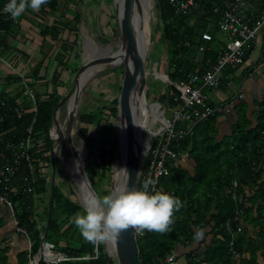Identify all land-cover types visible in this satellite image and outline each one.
Instances as JSON below:
<instances>
[{
  "label": "trees",
  "instance_id": "trees-1",
  "mask_svg": "<svg viewBox=\"0 0 264 264\" xmlns=\"http://www.w3.org/2000/svg\"><path fill=\"white\" fill-rule=\"evenodd\" d=\"M6 2L7 0H0V49L8 46V35L17 31L19 23L16 21L23 17L21 15L14 19L4 11ZM155 4L167 43L170 70L167 74L170 82L184 81L188 73L197 70L196 65L198 67L199 64L196 58L191 56L190 51L197 53L198 46L202 43L208 45V49L203 50L202 62L207 58L216 60L218 53L212 44L214 35L211 41H201L199 35L200 31L208 28L209 23L213 26L210 30L214 32L218 29V16L212 11L210 4L203 10H189L184 14H174L167 0H155ZM58 7V0H48L39 10L27 8L26 11L34 14L37 11L47 13L58 10ZM60 26L59 22L51 26L40 23L41 36L49 35L51 39H57L61 31ZM66 43L65 40L62 42V51L66 49ZM61 50L59 59L65 54V51L62 53ZM250 52L251 50L248 51V55ZM73 70L77 69L73 67ZM32 78L34 79V75ZM56 78L57 76H54L53 81ZM2 86L0 113L6 112V116L0 122V149L7 155L12 153L19 141L29 134L31 128L30 133L34 139L31 156L36 160L34 171L38 175V160L50 161L52 140L48 132L52 127L53 111L61 96L55 89L45 95L46 97L33 90L35 111L31 110L30 100H27L23 106L28 110L17 116L13 107L18 93L8 95ZM168 87L169 91L162 96L168 105L173 106L174 97L179 95V90L172 84ZM116 111L117 109L113 108L111 112ZM233 111L234 120L225 130L220 129L218 120L221 115L215 112L205 120L195 123L191 131L177 143L172 142L174 150L178 151L179 155L167 161L169 172L160 178V185L164 192L179 197L183 205L174 213L175 223L171 226V231L158 233L144 229L143 237L136 239L138 260L141 264H164L165 257L172 254L178 246L187 247L192 242H196L197 246L204 245L202 258L194 260L193 252L190 250L175 255V264L182 258L186 264H259V260L264 263V95L259 99L254 98L252 106L240 99L233 106ZM94 118V112L78 115L79 122L85 124L92 123ZM178 127L185 125L177 124L176 128ZM43 135L45 138L39 142L43 146L39 148L36 140ZM79 135L87 148L96 142L86 126L79 127ZM6 144L12 147L6 149ZM111 150L112 148L107 150L104 147L99 149L101 172L110 168ZM184 152L186 157L192 160L190 168L175 163ZM87 172L93 187L95 173ZM26 175L31 177L26 165L21 166L12 175L11 184L15 187V192L11 199L15 214L19 218V225L25 227L26 234L31 240L30 252L35 254L45 225L38 229L36 221H31L35 206L33 191L27 192L22 188V177ZM34 184V193L46 192L43 177ZM81 209L80 204L68 198L58 185L54 184L46 241L53 243L70 257H79L86 253L92 256L95 247L98 252L95 258L69 259L55 264H106L102 245L86 240L72 222V218ZM248 226L255 229L252 235H248ZM201 227L205 229V238L195 240L194 232ZM62 238L64 245H60ZM44 254L48 258L47 261L57 258L53 252L45 251ZM27 263L25 253L18 254L16 264ZM0 264H4L3 259L0 260Z\"/></svg>",
  "mask_w": 264,
  "mask_h": 264
},
{
  "label": "rangeland",
  "instance_id": "rangeland-1",
  "mask_svg": "<svg viewBox=\"0 0 264 264\" xmlns=\"http://www.w3.org/2000/svg\"><path fill=\"white\" fill-rule=\"evenodd\" d=\"M62 1L63 3L61 2L60 5V8L62 7L60 10L61 13L60 16H57L58 22L61 25V31L58 38L60 41L65 40L67 43L66 49L64 50V57L60 59L61 63L57 64L58 67H56L59 69L58 74L61 77V79L59 78L61 82L59 81L58 84H56L54 81H52V86L48 85V89L46 87L44 88L45 95L51 93L53 89H55L61 96V98L70 93L76 71L85 61V51L87 50V52H90V54L99 55V57L103 54H109L112 51L116 50V48L120 44L121 38L120 30L118 27V20L115 12L114 0ZM152 11L153 18L151 20V23L148 25L150 42L147 45V51L144 59V65L147 71L146 100L150 103H153L155 101L160 102L162 112L164 116L168 118L170 117L171 106L167 104L165 98L163 99L162 95H166V93L169 91L168 86L170 84L173 85V82H170V80L167 81L165 75L168 73V71H170L168 68L167 59V43L164 39L162 22L159 17L158 7H156L155 0ZM212 27L213 26L211 25V23H209L208 28L211 29ZM213 35V47L217 51L223 49L228 42L227 34L221 32L220 30H217L213 32ZM60 50L61 49H59L58 51ZM64 51H62V53H64ZM58 54H60V52ZM190 54L195 58L197 56V54L193 50L190 51ZM255 55L256 54L253 53V55L249 57L250 61L254 60ZM262 55L264 56V53H262ZM246 65H248V63ZM73 67L77 70L74 71ZM263 67L264 65H261L258 71H253L252 75H250L247 80L242 81L241 85H237V87L236 85H232L231 88H228L229 92H227V94L225 95L222 93V89L218 88L216 90V94L213 95V97H216L217 99H219V101H216L215 105L221 107L223 106L224 101L227 102L230 98L234 99V102L229 103V105L227 104L225 107L221 108V113L219 115L222 116H220L218 120V123L220 125L219 127H225L224 124L228 125L230 123L229 120H231L232 117H235L233 114V104L238 99L244 100L249 103L250 106H252L254 98L259 99L264 95V73H260ZM235 71L233 74L236 78L244 71H246L245 66ZM123 78L124 67L122 65H105L104 68L102 67L101 70L99 69L84 82L77 97L78 107L74 120L72 135L73 146L75 149H77L78 152L84 153L83 164L85 170L86 168L88 169L86 170V172L90 171L95 173L93 175L94 185L92 188L97 196H102L103 194L113 192L111 183V167L118 153L119 139L117 134V111L116 113H112L111 111L113 108L117 109V100L121 92ZM225 82L226 80L222 82V85ZM207 89L205 90L206 94L210 97ZM45 95L43 97H46ZM67 103L68 98L60 106V108H58L60 123L64 121L67 115ZM92 112L95 113V118L92 123L85 124L79 122V114ZM53 122L54 120L52 121L51 129H53ZM85 126L87 127L91 137L96 141L93 145H91L90 148L86 147L84 141L79 135V127ZM157 128L158 126H155L148 130V141L153 137L155 131H158ZM44 138V135L39 137L37 142H40ZM39 146L42 147L43 145L39 143ZM100 147H104L107 150L112 148V161L110 168L103 172H101V169L99 167V164L101 162V157L99 154ZM69 154L70 153L67 148H65L63 145L57 146L56 141L52 140V148L49 156L50 160L51 158L53 160V165L50 161L47 162L46 160H43L44 164L39 165L37 169V173H39L44 178L46 186V192L41 195V198L36 202V211L37 213H40V211L42 212V220L46 219L45 206L49 200L50 183L52 180L54 181V184L58 185V187L68 198L82 206V209L79 213L83 212L84 210V206L80 201L78 184L71 176V164L68 162L70 157ZM181 155L182 156L177 161H175V163L183 165L184 167H189L192 160L186 157L185 152ZM115 177L116 172L113 175V184ZM65 225L66 223L64 224V226ZM254 230V228L248 226V235H252ZM64 243V239L62 238L60 245H64ZM99 243L103 247L105 263L119 264L117 253L112 250L111 257L107 252V249H109V247L111 248V244L110 246L108 244L106 249V240H103ZM189 248L191 250L198 249L197 251H201L199 247H196L195 242L187 246V250ZM55 250L62 252L56 247ZM89 256L90 253H86L82 256H79L80 258H78L77 260L82 259L81 257H85L83 259H88L90 258ZM48 264L55 263L49 262ZM259 264L263 263L259 261Z\"/></svg>",
  "mask_w": 264,
  "mask_h": 264
},
{
  "label": "built area",
  "instance_id": "built-area-1",
  "mask_svg": "<svg viewBox=\"0 0 264 264\" xmlns=\"http://www.w3.org/2000/svg\"><path fill=\"white\" fill-rule=\"evenodd\" d=\"M167 3L174 14H184L189 10H203L206 5L210 4L212 11L218 16L217 30L227 34L228 42L223 49L217 51L215 61L207 58L205 62H202V53L204 49H208V45L200 44L197 52L200 64L197 70L188 73L184 81L173 82V85L179 90V95L174 97L175 104L171 106L170 117H166V123L148 141L147 149L144 155L142 154L140 161L135 187L140 188L146 179H151L154 183L150 185V191H163L160 178L169 172L166 163L179 155V152L174 150L172 142L177 143L191 131L195 123L205 120L223 108L210 102L205 89L219 87L221 79L226 76L224 71L242 66L248 57L249 50L254 51V48L258 45L264 48V0H167ZM199 35L201 41H211L213 39V31L209 28H204L199 32ZM0 60L12 71V75L17 79L16 83L20 85L24 94L22 99H15L14 113L20 116L24 111H27L28 109L23 106L27 100H30L31 110L35 111V96L33 90L29 87L28 79L22 71L14 68L13 64L7 59L1 57ZM252 70L258 71L259 68L256 64H253ZM260 73H264V69ZM1 103L5 104V102ZM5 116L6 112L0 113V122ZM177 124H184L185 127L176 128ZM30 131L31 128H29V134L19 141L9 155L0 149V201L12 211L16 228L23 234H26V229L19 225V218L15 214L14 203L11 199V195L15 192V187L11 184V178L21 166L26 165L31 172V177L27 175L22 177V188L27 192L33 191V197L36 195L34 193V183L42 176L40 174L36 175L34 171L36 170L34 164L36 160L31 156L34 139ZM51 132L52 129L48 132L49 137L52 135ZM51 140L53 139L51 138ZM10 147L12 146L6 144V149ZM37 147L41 148L39 142H37ZM41 164H44L43 161L38 160V167ZM233 186L235 187L236 183ZM33 213L31 221H36L37 226L40 227L36 208H34ZM144 233V229L138 230L134 227L135 239L143 237ZM42 249L41 263L45 264L80 258L70 257L64 252L56 251L54 244L46 240L43 242ZM45 251L55 253L57 259L47 261ZM35 254L28 253L29 264H37L38 259ZM97 254V248L95 247L93 255L89 257L95 258ZM175 257L174 253L167 255L164 264H175Z\"/></svg>",
  "mask_w": 264,
  "mask_h": 264
},
{
  "label": "crops",
  "instance_id": "crops-1",
  "mask_svg": "<svg viewBox=\"0 0 264 264\" xmlns=\"http://www.w3.org/2000/svg\"><path fill=\"white\" fill-rule=\"evenodd\" d=\"M61 2L63 3V1H59L58 10L53 12L49 11L47 13H42L40 11H37L34 14V12H28L25 10L22 13L23 17L20 18L19 21H16L17 23H19L17 31L9 34L7 37L8 46L6 48L0 49V59L1 57L7 59L10 63L13 64L14 68L22 71V73L30 83L29 87L32 90H35V92L41 96L45 95V87L48 89V85L52 86L51 82L53 81L54 76H57L56 80L54 81L56 84H58L59 81L61 82V77L58 74L59 69L56 67H58L57 64H59L60 61L58 54L60 51L58 50L61 49L63 41H60L59 39H51L49 35H46L45 37L41 36L39 25L40 23H43L47 26H51L52 24L57 25V16H60V10L62 8H60ZM253 53L256 54L255 58L253 61H250L249 57L252 56ZM262 53H264V48L258 45L256 48H254V51L250 52L248 57L245 59V63L242 66L235 69H226L227 71H224L226 76L221 79L220 86L222 87L219 86L217 88L207 89V92H209L210 94V102L213 104L216 103V101H219V99L213 97V95L216 94V90L218 88L222 89V93L225 95L227 94V92H229L228 88H231L232 85H236L237 87V85H241L242 81L247 80V78H249L253 73V64H256L258 68L261 67V65H264V56L262 55ZM196 54V61L198 62V64H200V58L198 56L199 54ZM247 63L248 65H246ZM244 66L246 71L235 78V75L233 74L234 71ZM262 69H264V67ZM11 72L12 71L9 70L0 60V86L4 84L2 86L3 90L8 95H14L18 93L17 98L22 99L24 94L21 90L20 85L16 83V77L13 76ZM33 75L34 79L32 78ZM6 78H10L11 80L8 81ZM224 80H226V82L222 85V82ZM239 100L240 99H238L233 104V106ZM232 102H234V99L230 98L227 102L224 101L222 107H225L227 104L229 105V103ZM219 113H221V111H219ZM233 120L234 118L232 117L231 120H229L230 123ZM228 125L224 124L225 127H220V129L225 130ZM41 195L43 194L39 193L33 197L35 208L36 202L41 198ZM11 212L12 211H10V209L0 201V260L3 259L4 264H16L18 260V254L20 253H25L26 258H29L28 253L30 252V247L32 244L27 234H23L17 230ZM38 215H40L37 217L38 223H41V226L37 227L38 229H40L41 227L46 225L47 218L45 220H42L43 217L41 218V211L40 213H38ZM193 243L194 242H192L191 244ZM196 247H199L201 251H197L198 249L191 250L190 248L187 250V247L178 246V248H176L173 253L177 256L178 254L187 253V251L191 250L190 252H193L192 255L194 256H192L193 259L198 261L203 256L204 245L201 244L197 246L196 244ZM259 261L262 262L261 260ZM177 263L186 264L184 258L178 260ZM27 264H29V261Z\"/></svg>",
  "mask_w": 264,
  "mask_h": 264
},
{
  "label": "water",
  "instance_id": "water-1",
  "mask_svg": "<svg viewBox=\"0 0 264 264\" xmlns=\"http://www.w3.org/2000/svg\"><path fill=\"white\" fill-rule=\"evenodd\" d=\"M123 1L124 3H123L121 16L120 18L119 16H117L118 27L120 30V37H121L119 48H120V53L122 57V61L117 65H122L124 67L123 84H122L121 92L117 100L118 101L117 120H118L119 125L124 128L125 153L127 155L126 163L124 164V168H123V178H124L125 183H127L130 187H135L137 177L139 174L140 161H141L143 153H142V150H140V147L138 144L137 132L135 128L133 127L134 115H132V111H131V99L134 93V87L136 84H138L137 96L140 99V101L145 104L147 72H146V67L144 65V58H143V56L145 55V52H144L145 43L143 41L142 45L141 46L139 45L138 36L136 35V27L134 23V9H135V4L138 3V0H123ZM151 1H152V4H154V0H151ZM115 10L118 11V8L116 5H115ZM98 62H102V60L100 59ZM91 65H94V64H91ZM115 65L116 64H112V66H115ZM88 67L89 66L84 68L82 64L78 68L74 76L70 93L74 92L75 106H76V97L78 96V90L80 89L79 88L80 85L78 86V81L76 80L78 76H80L82 72L84 73ZM89 75L91 74H88L87 77ZM165 75L168 81L169 80L168 75L167 74ZM69 94L62 97L57 103L53 111V120L55 119L56 113L58 112V108H60V106L67 100ZM152 104H155L156 106H158V108L161 107V104L158 101H155ZM67 106H68V103H67ZM74 119H75L74 114H72V117L70 119V126H69V130H71V132L73 130ZM117 134L119 138L118 130H117ZM70 135L66 137L65 140H64V137L61 135L60 136L61 139L56 141L57 146L63 145L65 148H67L69 153L73 155L74 158L79 159V160L75 159L76 166H74L75 167L74 170L77 175V178L79 179L81 185L84 187L85 190H88L93 195H96L91 186L90 178L85 170V167L83 164L84 159L83 157L80 158V153L77 151V149L74 148L73 141ZM50 137L52 139L54 138L53 135H51ZM147 144H148V141L146 145ZM114 161H113V164H114ZM50 162L53 165L52 158ZM53 193H54V181L52 180L50 183V194H49V200L47 203V214H46L47 223H48L50 212H51ZM47 223L44 227V230H43V233L40 239L38 251L35 254V257L38 259L37 264H41L42 251H43L42 245H43V242L46 240ZM114 240L116 242L119 256L121 257V260L124 264H141L138 260L137 244H136V239L134 238V226L129 227L127 229H122L118 234L115 235Z\"/></svg>",
  "mask_w": 264,
  "mask_h": 264
},
{
  "label": "clouds",
  "instance_id": "clouds-1",
  "mask_svg": "<svg viewBox=\"0 0 264 264\" xmlns=\"http://www.w3.org/2000/svg\"><path fill=\"white\" fill-rule=\"evenodd\" d=\"M48 0H7L4 11L12 18H18L27 9L39 10ZM154 183L146 179L140 188L127 183L119 189L103 194L91 195L84 202V210L77 213L72 222L80 234L92 243H98L108 236L118 234L122 229L136 227L138 230L164 233L171 231L175 223L174 213L182 205V200L168 192L150 191ZM205 238L203 227L194 232L195 240Z\"/></svg>",
  "mask_w": 264,
  "mask_h": 264
},
{
  "label": "bare ground",
  "instance_id": "bare-ground-1",
  "mask_svg": "<svg viewBox=\"0 0 264 264\" xmlns=\"http://www.w3.org/2000/svg\"><path fill=\"white\" fill-rule=\"evenodd\" d=\"M123 3H124L123 0H114V6L116 5L118 8V11L115 10L116 16H119V18L121 16ZM152 7H153V4L151 0H138V3L135 4V9H134V23L136 27V35L138 36L139 45L141 46L143 41L146 45V46L144 45L145 55L147 51V45L150 42L148 25L151 23V20L153 18ZM85 53H86V56L84 58L85 61L83 62V66L84 68H86L87 66L89 67L85 70L84 73L82 72L81 75L78 76L76 80L78 81V86L80 85L79 87L80 89L82 85L84 84V82L90 76H92L95 72H97L99 69L101 70L102 67L104 68L105 65H110V66H112V64L117 65L122 61L119 45L116 48V50L112 51L109 54L100 55V57L99 55L90 54V52L88 53L87 50L85 51ZM145 55L143 56L144 59H145ZM100 59L102 60V62H98ZM91 64H94V65H91ZM88 74H91V75L87 77ZM137 87H138V84H136L134 87V93L131 99V111H132V115H134L133 127L135 128L137 132L138 144H139L140 150H142V153L144 155L147 149L146 143L148 141V138H147L148 130L155 126H158L157 129L159 130L163 126V124L166 123V117L164 116L161 107L160 108L155 107L156 105L154 106V104L147 102V100L145 104L140 101V99L137 96V89H138ZM80 89L78 90V93ZM77 97H76V106H75L74 92H71L68 95V99H69L68 106H67L68 112H67V115L64 121L60 123L59 122V111L56 113V116L53 122V129L51 132L52 135L54 136L53 139L55 141H58L59 139H61L60 137L61 135L64 137V140H65V138L68 137L70 133H71L70 137L72 138L73 130L71 132V130H69V126H70V119L72 117V114H74V117L76 116L75 114H76L77 107H78ZM73 125H74V121H73ZM117 130L119 133V138H118L119 141H118V153L115 157V161H114V164L111 170L112 191L119 189L122 185L125 184V181L123 178V168H124V164L126 163V158H127L126 157L127 155L125 153V136H124V128L119 125L118 120H117ZM79 153H80V158L83 157L84 159V156H83L84 153H81V152ZM69 155L70 157H69L68 162L71 164V176L75 180V182L78 183L79 185L78 187H79L80 201L82 205L84 206L85 200L93 194L89 192L88 190H85L84 187L81 185L79 179L77 178V175L74 170L75 168L74 166H76L75 159L76 160H79V159L74 158L72 154H69ZM115 172H116V177H115L114 184H113V175ZM114 239H115V235L114 236L110 235L108 236V238H106V249H107V245L109 244L110 246L111 244V248L109 247L110 250L109 249L108 250L111 252L112 250H114L117 253L118 261L120 262V264H124L121 260V257L119 256V252H118L116 242ZM109 255L112 257V254H109Z\"/></svg>",
  "mask_w": 264,
  "mask_h": 264
},
{
  "label": "flooded vegetation",
  "instance_id": "flooded-vegetation-1",
  "mask_svg": "<svg viewBox=\"0 0 264 264\" xmlns=\"http://www.w3.org/2000/svg\"><path fill=\"white\" fill-rule=\"evenodd\" d=\"M107 252H108L109 254H112V252H111V251H109L108 249H107Z\"/></svg>",
  "mask_w": 264,
  "mask_h": 264
}]
</instances>
